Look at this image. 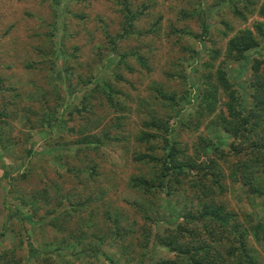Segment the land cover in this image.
I'll use <instances>...</instances> for the list:
<instances>
[{"label": "trees", "instance_id": "obj_1", "mask_svg": "<svg viewBox=\"0 0 264 264\" xmlns=\"http://www.w3.org/2000/svg\"><path fill=\"white\" fill-rule=\"evenodd\" d=\"M52 1L55 2V5L59 4V0ZM134 2L135 0L119 1L120 10L124 16V28L116 41L107 30L103 31V37L111 43L110 53H114L112 56L116 58L115 62H123L124 68L130 73L134 71V63L144 70H149L151 67L149 58L146 56L148 51L137 49L122 52L120 48L121 38L135 34V20L141 14H151L148 12L150 11L148 4L134 5ZM230 3L223 2L225 8L219 11V15L232 14L231 16L238 19L244 18V13L240 8L231 7ZM178 13L183 22L187 21L189 16L194 15V12L181 8ZM203 13L204 9H201V15H198V18L201 20L202 26L198 32H191L189 28H186L187 25L178 28L171 24L170 32L165 35L167 41L172 43L168 51L172 52L176 48L178 53L183 52V57L178 58L173 62V65L177 70L176 77L180 83H183L184 91L181 96H177L175 91L166 94L155 87V97L161 102L165 101L166 118L160 121L158 116H151L147 120H143L144 126L156 128L160 133L140 131L137 139L144 142L154 139L165 141L161 145L160 155L148 153L138 155V159L145 162L155 161L156 174L152 177L148 175L150 178L138 174L131 175L129 178L135 190L143 192L145 195H150V192L156 189L162 190L167 196L165 209L168 213L162 222H158L155 206H151L150 202L142 204L134 202L136 203L134 206L139 208L143 214L142 217L146 220L140 233L136 234L135 228L125 225L128 220L125 217H119L121 213H113L110 210V204L113 203L103 204L102 221L106 226L105 232H109L108 238H94L93 235H90L93 236V240L88 242V239L82 238L80 232L79 237L75 239L74 253L71 254L83 258L82 264H118V257L122 258L121 264L264 263L261 258H258L254 247L248 244L247 235L251 228L246 227L245 220V218L248 220L258 219L260 224L257 222V225L252 228L255 232L257 230L264 232V221L261 220L264 217V54H259L256 51V55L250 58L249 80L243 86L244 89L245 87L248 89V98H245L244 91L241 94L237 92L240 85L231 81V73L227 72L224 66L226 61L243 62L247 58L246 50L259 47L260 40L264 38V21L254 23L256 32L247 27L238 29L228 38L225 49L221 51V48L215 47V41L211 37L213 30L219 33L221 28L217 27L215 23L205 21L207 14ZM257 13L264 17L263 5L259 7ZM55 21L51 32L47 33L50 38L59 27L57 20ZM157 23L158 20L154 21L152 26L146 27L141 36L138 35L137 40L149 32L156 33L153 30ZM218 25L226 29L219 33L220 37H227L231 32L229 30L232 29L231 23L228 19H222L218 21ZM8 30L10 29L8 28ZM8 30L6 29L5 33H8ZM61 38L63 39V35ZM10 41L12 42L14 39L10 38ZM86 41L89 43L91 38L88 40L86 37ZM200 41L206 44L205 49L200 48ZM50 45L51 50L48 51L37 48L38 54L47 57L37 69L43 76L42 82L36 84V88H40L41 97L35 100L37 101L36 106L30 109L34 118L28 117L19 130L14 124V119L19 116V110L15 107L16 97L19 93L16 91L15 84L14 86L9 84L3 86L5 78L0 77V186L7 203L17 207H28L31 210L30 219L34 221L35 218L37 219L33 223L34 221H25L23 217V223H20L17 228L19 233L21 232L18 243L3 240L4 231L8 226L4 223V227L0 231V261L3 262L0 264H10L16 247L22 248L33 264H40V262L42 264H75L73 260L76 257L70 253L59 256L62 253L61 244H52V242L44 240V237L48 233L46 227L49 226L53 229L63 223L60 220L61 214L76 216V208L80 204L86 205L87 202L84 199L78 201V198L73 200L70 197L71 194L60 193L52 209L49 212L40 213L44 208L43 202H48L47 190H38L37 195H34L32 194L33 183L29 187L22 184L26 180L30 182L46 180V166L43 163L35 162L31 156L34 150L30 141L32 132L41 128L40 133H44L42 135L44 143L53 147L47 154L55 161H65L66 156L69 155L74 158V161L81 163L82 159H87L91 153L90 159H94V161L83 164V171L91 181L97 180L98 176L103 174V172L99 173V163L96 160H103L102 156L104 155L98 150L100 146L103 149L108 148L109 153L114 150V146L110 142L122 138L117 133L113 134V131L106 127H103L100 133L94 136L95 138L85 135L81 138L82 128L77 130L78 137L61 135L62 130L66 129L71 132L73 127L69 128L61 121L67 122V120L73 119L70 116L66 117L64 111H61V114L57 113L59 100L63 95L58 91L59 81L55 78L57 64L54 58L60 50L64 57V68L71 81L74 74V67L71 64L76 56L64 52L63 47H57L54 41ZM97 47L98 44L91 45L95 53ZM77 49L78 46L73 47L74 51ZM97 55L100 63H103L105 58L99 53ZM220 55L223 58L222 65H216ZM25 67L31 69L35 65L26 63ZM214 67L216 68L214 69ZM211 70H215L211 73L214 78L210 74ZM93 74L89 73V78L78 80V83L76 81L73 86L71 85L70 91H74V93L82 89L81 105L71 104L70 107L73 110L94 116L95 113L91 107H86V105L88 103V105H92L90 101L96 91L100 95H105V102L111 109L118 110L127 106L126 97L123 98L119 91H114L105 75L94 77ZM78 75L81 76V74ZM191 77L193 82L190 80ZM124 81L134 88L136 87L133 80L124 79ZM92 82L94 85L87 88L86 86ZM12 90L14 91L11 93ZM52 99L54 103L50 106L49 102ZM223 104L224 109L215 114L214 119H211L213 120L212 124L208 125L210 131L217 129V143L205 137L192 140L190 147L187 143L184 145L177 140L169 141L167 139L166 135L169 132L175 131V129L176 131L192 129L194 122H198L203 116L213 114L217 107L220 108ZM63 113L65 117H61ZM21 134L23 135L21 136ZM45 134H47L46 137ZM189 149H191L190 153H188ZM93 153L94 155H92ZM200 155L206 157L201 160V163L197 161ZM9 164L16 168L14 173L8 171ZM18 167L20 168L18 169ZM193 168H196L195 172L192 171ZM68 170L71 169L68 168ZM73 170L74 172L66 171V173H72L74 178H79L78 173L81 168L74 167ZM182 175L184 176L183 180L187 178L190 188L188 190L173 189L172 187L180 186L179 179L182 178ZM229 183L232 196L238 194L241 196V201L246 203L245 208L240 205V202L237 203V206L245 212L244 220L238 218L231 204L227 202L224 191L228 190ZM42 188H47V186ZM108 188L109 186H107L106 192ZM101 189L99 191L96 185L95 191L99 192L98 198H103L105 195L103 192L105 188L101 187ZM82 205L80 206L82 207ZM94 214L97 215V212L93 209L88 213L89 220L86 227H91L90 225L94 227L98 222ZM26 218L28 219V217ZM129 222L134 223L130 220ZM82 224L80 223V225ZM12 227L14 228V226ZM37 232L41 235L40 237H37ZM111 235L116 243L112 246V250L103 252V246L110 244ZM44 247L47 252H41ZM100 249L102 250L99 252ZM97 253L103 254L104 263L99 262L100 258ZM149 253L153 254L150 258H155L154 261L152 259L145 261ZM62 257L66 258L64 262L60 260ZM13 261L14 264H21V260Z\"/></svg>", "mask_w": 264, "mask_h": 264}, {"label": "rangeland", "instance_id": "obj_2", "mask_svg": "<svg viewBox=\"0 0 264 264\" xmlns=\"http://www.w3.org/2000/svg\"><path fill=\"white\" fill-rule=\"evenodd\" d=\"M120 0H59V4L55 5L52 0H0V77L3 76L5 81L4 85H12L16 87V91L19 93L16 97V106L19 116L14 119V124L19 130L22 123L27 118H34V115L30 113V109L36 106L35 100H38L41 96L39 93L40 88H36V84H39L43 80L42 73L37 69L44 63L47 57L38 54L37 48L42 51L51 50V42L54 41L57 47H63L64 52H68L76 56L74 62L71 64L73 69V76L71 81L68 79L67 71L64 68V57L60 50H58L54 61L57 64L55 78L59 81V93L63 97L59 100L58 114L61 111L66 112V117L73 120H67V122L61 121L67 127L71 128V132L68 130H62L61 135L64 137H78L79 128H82L81 138L85 135L86 137L98 135L103 127L112 130L113 134L122 136L118 140H112L110 143L114 146V150L108 153L109 149L100 146L98 149L104 156L102 161L97 162L98 171L101 173L97 180L91 181L87 178L83 167L85 163L93 162L91 153L87 159H82V162L74 161L71 156H66L65 161H55L47 152L53 148L44 143L42 135L40 133L41 128L35 129L32 132L31 143L33 144V154L31 155L33 160L37 163H43L46 166V180L35 181L26 180L22 184L29 187L33 183L32 187L34 190L32 194L37 195L38 190H47L48 202H43L44 208L41 209V214L49 212L52 207L56 204L57 198L60 193L71 194V198L74 200L84 199L87 204L79 205L76 208L77 217L70 215H62L61 221L63 223L60 226L46 227L48 233H46L44 240L52 242V244H61V252L59 256L65 255L66 253H74L76 238L79 237V233L84 239H88V242L96 237L108 238L109 232H105L106 226L102 221L103 210L102 208L106 204H110V210L113 213L119 214L120 218L125 217L128 222L125 225H131L135 228L136 234H139L142 227L145 225L146 220L142 217L143 214L138 207L134 206L137 202L142 204L143 202H150L151 206H155L156 213L158 214L157 221L163 220L167 215L165 209V201H167L166 194L159 189L150 192V195L144 194L143 192L136 191L133 185L130 183L131 175H143L146 178L154 176L156 174L155 161L149 160L148 162L138 159V155L141 153H148L151 155H160V148L163 144V140L153 141H139L137 139L140 131L151 132L153 134H159L160 132L156 128H148L142 124L143 120H147L149 117H157L160 121L166 118L167 112L164 102L159 101L155 97V87L159 88L166 94H170L175 91L177 96H181L184 88L183 83H180L176 77L177 70L173 65L178 58L183 57V52L178 53L177 49L168 51L169 46L172 44L169 40L167 41L166 34L170 32L171 24L176 27L189 28L191 32H198L200 30L201 20L198 18L200 10L204 9V15L207 14L205 21L215 23V25L221 28V31L226 30L225 27L218 25V21L222 19H228L231 23L232 29H230L227 37L221 38L218 31L213 30L212 38L215 41V47L221 48V51L225 49L227 40L232 36L238 29L249 28L251 31L256 32L254 29V23L257 21H264V17L259 15L257 11L260 6H264V0H135L134 5L140 3H146L149 5L151 14H141L139 18L135 20L134 29L135 34L130 35L126 38H121L120 48L122 52L130 50H143L148 51L146 56L149 58L151 67L149 70H144L134 63V71L131 73L129 70L124 68V63H116V58L111 52V43L108 39L103 37V31L107 30L108 33L116 41L119 34H122L124 28V16ZM245 1V2H244ZM223 2H231V7H239L244 18L238 19L231 15H219V11L224 7ZM184 9L186 11L194 12V15L189 16L190 18L185 22L181 19L178 10ZM218 15H217V13ZM229 12V11H228ZM57 15V16H56ZM59 24L58 29L55 30L54 34L50 37L47 33L51 32L53 25L56 21ZM158 20L155 25V32H149L137 40L138 35L146 27H150L154 24V21ZM180 23V24H178ZM11 27V28H10ZM8 28L10 30H8ZM8 33H5V30ZM64 32V33H63ZM92 34H89L91 33ZM204 34V33H203ZM63 35V39L61 36ZM86 37L91 38L89 43L86 41ZM13 38L14 41H10ZM93 40V41H92ZM63 41V42H62ZM98 44L96 53L92 50L91 45ZM200 48L205 49L206 44L203 41L199 42ZM74 46H78L76 51L73 50ZM256 51L259 54H264V38L259 42V47L249 48L245 51L247 58L243 62H224V66L227 72L231 73V81L238 83L239 94L245 93V98L249 97L248 89L245 86L249 80L250 73V58L256 55ZM100 54L104 59L103 63L98 60ZM97 55V56H96ZM106 56V57H105ZM221 56V55H220ZM46 58V59H45ZM49 58V57H48ZM222 56L216 61V65H222ZM34 64L35 67L28 69L25 67L26 63ZM25 63V64H24ZM216 67H214L215 69ZM35 69V70H34ZM215 70H211L210 74ZM234 72V73H232ZM89 73H94L95 76L103 77L111 83V87L114 91L120 92L121 97L125 98L127 106L114 110L108 107L105 102V95H100L94 92L93 98H91L92 105H86L91 107L94 116L79 113L77 110H73L71 104L80 106V96L82 89H79L74 93L71 90V85L78 80H85ZM78 74H81L79 76ZM212 75V74H211ZM214 78V76L212 75ZM89 78V77H88ZM124 79H131L136 84V87L128 84ZM193 82L192 77L190 78ZM95 82V81H94ZM94 82L90 83L87 88H91ZM243 88V89H241ZM14 90L11 91V93ZM91 96V97H92ZM225 101L224 98H222ZM250 102V100H249ZM54 103L52 99L49 104L50 106ZM65 109V110H64ZM224 109V104L217 110L207 116H203L198 122H194V126L191 128L171 131L166 135L169 141L177 140L181 144L187 143L191 147V141L199 140L200 138H208L211 141L218 142L217 129L211 131L208 125H211V119H214L215 114L219 113ZM226 110V108H225ZM35 111V110H33ZM61 117H65V114ZM88 118V119H86ZM96 120V121H95ZM33 121V120H32ZM34 122V121H33ZM117 122L118 124L114 123ZM209 123V124H208ZM94 125V127H93ZM196 125V126H195ZM53 127L55 125L53 124ZM176 128V127H175ZM21 132V131H20ZM53 133V132H52ZM55 133V132H54ZM8 135V132H6ZM23 134H21L22 136ZM47 134H45L46 137ZM185 145V144H184ZM51 147V148H50ZM97 150V151H98ZM105 150V151H104ZM1 152V150H0ZM54 152V150H53ZM93 152V151H92ZM191 149L188 150V153ZM94 155V153L92 154ZM205 155L198 156L197 161L201 163L202 159H205ZM148 159V158H144ZM75 160H77L75 158ZM84 160V161H83ZM65 162V164H64ZM81 168L78 173L79 178H74L72 173L74 167ZM19 165V164H18ZM20 167H18L19 169ZM8 171L14 173L16 168L14 165L9 164ZM193 172L196 168L192 169ZM149 177V178H150ZM180 177V176H179ZM179 179L180 186H176L173 189H186L190 188L187 183V178L183 180ZM96 185L98 190L101 191V187H104L105 195L103 198H98L99 192L95 191ZM47 186V188H42ZM109 186L108 191L106 188ZM215 189V188H214ZM231 184H228V190L224 191L227 202L231 204L233 211L237 214L239 219L245 218V212L242 211L237 203L245 208L246 203L242 200L241 196L231 194ZM216 191V189L214 190ZM3 191L0 186V231L4 227V223L8 226L4 231L3 240L10 242H17L21 232L17 228L24 220H30L31 210L28 207L20 206L17 207L13 204L6 202ZM130 202H128V201ZM174 200V199H173ZM133 205H132V204ZM104 204V205H103ZM134 206V207H133ZM97 212L96 219L98 222L93 227H86V223L89 220L88 213L91 210ZM161 216V217H160ZM28 217V219L26 218ZM133 221L134 223H130ZM246 220V227L251 228L247 235L248 244L254 247L257 251L258 258L264 261V232L257 230L256 232L252 228L257 225L258 219ZM264 221V217L261 219ZM37 219L35 218V223ZM80 223H83L80 225ZM258 224H260L258 222ZM14 226V228L12 227ZM158 227H161V225ZM111 233V232H110ZM37 237H40L37 232ZM93 235V236H90ZM203 237V236H201ZM116 241L112 238L110 244L104 245L103 252H109L112 250ZM17 245V244H15ZM18 246V245H17ZM79 247V246H78ZM41 252H47L46 247ZM40 252V253H41ZM85 254V253H84ZM75 260V264H82L83 258L71 254ZM100 258L99 262L104 263L103 254L97 253ZM153 255L149 253L145 261L155 260L150 258ZM58 256V257H59ZM12 258V255H11ZM65 257L60 258L63 262ZM13 260H21V264H33L31 259L23 252L22 248L16 247L11 259L10 264H14ZM0 263H3L2 260ZM117 263H122V258L118 257ZM150 263V262H148ZM40 264H42L40 262ZM62 264V263H61ZM264 264V263H263Z\"/></svg>", "mask_w": 264, "mask_h": 264}, {"label": "crops", "instance_id": "obj_3", "mask_svg": "<svg viewBox=\"0 0 264 264\" xmlns=\"http://www.w3.org/2000/svg\"><path fill=\"white\" fill-rule=\"evenodd\" d=\"M2 189V188H1Z\"/></svg>", "mask_w": 264, "mask_h": 264}]
</instances>
